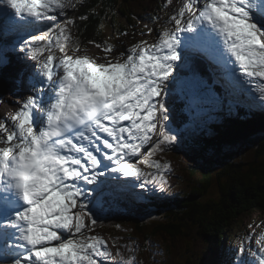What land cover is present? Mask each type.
<instances>
[{
	"label": "snow or ice",
	"instance_id": "snow-or-ice-1",
	"mask_svg": "<svg viewBox=\"0 0 264 264\" xmlns=\"http://www.w3.org/2000/svg\"><path fill=\"white\" fill-rule=\"evenodd\" d=\"M75 7L0 0V69L10 54L32 62L14 78L31 95L0 122V264H135L89 233L116 201L167 192L171 166L151 158L186 143L170 92L187 101L189 126L225 102L264 109V0H184L158 43L119 55L105 43L99 62L78 43L77 54L64 50ZM255 243L230 249L224 264H264V234Z\"/></svg>",
	"mask_w": 264,
	"mask_h": 264
},
{
	"label": "trees",
	"instance_id": "trees-1",
	"mask_svg": "<svg viewBox=\"0 0 264 264\" xmlns=\"http://www.w3.org/2000/svg\"><path fill=\"white\" fill-rule=\"evenodd\" d=\"M140 2L146 5L152 0H81L72 11L75 18L80 17V20H76L74 24L75 31L78 33L68 51L75 52L77 43L80 49H86L87 43L95 37L97 28L107 29L110 38L113 37V33L124 36L122 33L128 28L124 26L122 19L126 18L133 25L136 18H132V15L139 17L137 12ZM81 17L86 18L81 19ZM82 35L86 36L87 41ZM13 64L14 61L11 62L9 70L15 77L18 72L17 68L16 70L12 69ZM5 80L7 81L6 85ZM12 85L10 76L7 74L5 78L0 76L1 99L4 94L11 93ZM246 121L247 119L241 113L239 119L235 121L234 127L224 128L221 131L223 143L228 144L229 148L218 142L215 145L209 143L196 152L193 162L191 156H188L186 160L185 156H180L179 153L169 154L171 158L180 156L181 159H184V174L182 173L181 160L177 159L175 161L181 168L180 175L178 172H173L176 183L183 189H180L175 200L168 203L170 206L164 213L158 211L160 223L142 221V226L137 227V230L141 232H138L139 235L148 232L147 236L160 233L163 237L165 234L171 236V233L178 232L179 242L193 241L192 248L187 249L186 252H193L194 255L190 259L182 261L181 264H213V258H215L213 253L216 251V247H213L215 246L214 239L219 238V235L223 233L226 236V230L230 229L236 219L256 211L264 213V120H261L263 124L260 126L246 123ZM215 124L217 127V122ZM253 144H256L255 147L259 146L258 152L253 160L247 161L241 157L240 150ZM141 201L144 203V198ZM108 217L105 218L107 219L106 224L115 225L118 222L115 218L108 219ZM102 224L105 225L102 221L92 227L97 229L100 226L104 231L105 227ZM109 227L111 228V226ZM176 229L178 231H175ZM186 230L194 231L198 237H194L190 233L186 237ZM214 235L215 238H212ZM196 244L200 246H196ZM204 244H209V246L205 254L203 251L201 254ZM217 244H220V239ZM196 247H199V250ZM213 248L214 250H212Z\"/></svg>",
	"mask_w": 264,
	"mask_h": 264
},
{
	"label": "rangeland",
	"instance_id": "rangeland-1",
	"mask_svg": "<svg viewBox=\"0 0 264 264\" xmlns=\"http://www.w3.org/2000/svg\"><path fill=\"white\" fill-rule=\"evenodd\" d=\"M80 1L81 0H79L78 3ZM155 1L158 2L159 0H155ZM177 1L181 2V3L184 2L181 0H177ZM151 10L153 11V13L161 14V12L163 10V7L161 6V2L158 4L156 3V4L152 5ZM67 17L72 19L73 23L65 25L66 34L72 33V35H73V41L72 42H74L75 37L77 36V33H78L77 31H75L74 24H75L76 20H80V17L75 18L74 12H67ZM64 19H65L64 16H62L61 18H58L59 22H61V23H63ZM167 19L170 21V18H167ZM107 21H109V20L107 19ZM84 22H85V20H84ZM96 30L97 31L95 33V37L93 39H91L89 41V43H87L86 49L83 50L85 52V54L90 56V57L96 58L97 61L99 62L100 58L105 57L107 54L106 52H105V54L102 53L103 52L102 46L107 41L106 44L112 45L114 48V53L116 55H119L115 46L113 44H111V41L114 40V38L108 37L109 31L105 28L104 29L97 28ZM21 35H23V34L21 33ZM24 36H25V38H28L27 34ZM82 36H83L84 40L87 41L86 36H84V35H82ZM97 43L101 44V47L98 48L96 46ZM46 53H45V55H47ZM72 54H77V53H75V52L70 53V55H72ZM10 55L15 60V62L13 64V68H12L13 70H16L17 65L20 66V70H21V67H22V69L28 68L30 66V64L32 63V62H30L28 64L29 61H26L22 55L20 56L19 59H17V55H15V54H10ZM107 56H108V54H107ZM177 71L178 72H184L186 70L177 69ZM8 72L10 74V78L12 79V82L14 85L15 84L14 83L15 77H14L11 70H9ZM15 86L19 89V91L15 94V97L13 98V100H11L12 95L9 98L6 97L7 100L10 101L9 104L6 101V103L4 105L0 106V110L2 108H4V111H3L4 113L0 112V122H5V121L10 120L11 117L6 115L5 112L8 110L10 111V108L12 107L11 105H13V104H15L17 106L20 105L21 97H22L21 93H22L24 88L19 87L16 84H15ZM12 88H11V90H12ZM170 93H172V92H170ZM257 109L261 112L264 111V109H261L259 107H257ZM173 117H174L176 124L179 125L180 127H185L188 129L193 128L192 125L189 126V123L187 121V115L185 113H181V118H179L178 115L173 116ZM262 118H264V116H262ZM218 119H220V117H218ZM212 122H213V126L210 125L208 128H206L204 130L190 131V133H189L190 138H187L186 143H184V144L178 143L177 145H175L174 149H173V153L174 154L179 153V154H181L180 156H183L184 151L186 149H190L189 147L191 146V143H193V142L196 143V140L198 139L199 136H202L203 134L205 135L207 133V131L212 130L213 127L216 128V124H215L216 120L214 119V117H212ZM194 143L192 144L193 147L195 146ZM2 146L3 145H0V147H2ZM263 148H261V149H263ZM258 149H259V147H254L252 149H249L247 152H245V154H243L244 159H246L247 161L253 160L255 158V154L258 152ZM159 154L160 153L157 152L154 156L159 155ZM195 154H196V152L193 149H190L186 152V155L191 156L192 162L194 161ZM173 159L174 160L177 159L178 161L181 160L180 162L182 164V173L184 174V171H185L184 159H181V158H173ZM186 160H187V158H186ZM199 163H200V159H199ZM202 163H203V161L201 162V165H202ZM139 167H141L145 172H147V168L144 167L143 164H140ZM177 167H179V165H177ZM184 176L186 177V174ZM165 180L167 181V186L170 185V189L172 191H174L176 189V185H177L175 177L172 178L168 175H165ZM187 188H188V190H190V188L188 186H187ZM179 189H183V187L179 186ZM150 205L151 204L148 202L141 203V201H135L134 204L121 201L114 208L115 214L107 213V217L109 215V217H108L109 219L115 218L116 220H118V222L115 225L114 224L108 225L105 223V221H107V219H104L103 222L105 225H103V224L102 225L105 227V230L103 231L102 227H100V226L97 227V229H100L104 233V236H101L98 232H95V233L93 232V233H91V235H98V236L102 237L106 241L107 246L109 248L116 245V244H119V243L123 244L127 247H133L136 243L153 242L156 245H160V247L165 250V254L163 255V258L161 260V258H160L161 253H156V254H153L152 256L147 257L143 253L142 248L138 247L137 250L139 253V260L140 261L139 262H138V260L135 261V264H181V262L184 261L185 259H190V257L194 254H193V252L188 253V252H186V250L191 249L194 242L193 241L179 242L180 238H179L178 232L177 233H175V232L171 233V236H168L165 234L163 239L161 238L160 233H158L157 236H155L154 238H149V239L147 236L149 234L148 232H145L143 235L138 234L139 231L137 230V227L142 226L141 222L143 219V217L140 215V213H142V211H139V210L141 208H149ZM161 213H163V212H161ZM175 215H177V214L175 213ZM165 216H167V215H165ZM243 218L245 220H243L244 224H243V227L241 228V230L244 228H253L254 230L250 231V233H249L251 240L246 242V241H243L241 239H238L239 241L236 242L237 246L242 242L251 243L253 249L255 250L256 248L259 247L255 243V241L257 239H259V236L261 234H264V214H261V212L256 211L253 214H247ZM155 221L160 223V221L157 218ZM89 224H90V221H89ZM117 225L119 226L120 229L117 228ZM109 226H111V228ZM235 228H237V227L234 226L233 229H235ZM175 231H178V230L176 229ZM232 231L234 232V230H230V229L228 230L227 229L226 230L227 235L225 237H224L225 233H223L222 237L219 236V238L214 239L215 240V246H213V247H216V250H218V253L221 255L223 260H225V256L227 253L222 254V251H224L225 249L230 250V249L236 248V247H232V244L234 242V237L230 238ZM237 231H239V228H237ZM112 232L115 233L116 236L113 235ZM139 233H141V232H139ZM189 233L192 234L194 237H198L194 231L189 232L188 230L185 231V236L188 237L187 234H189ZM171 237H172V239H171ZM212 238H215V235L212 236ZM219 239H220V244H217V242H219ZM169 240L172 241V243H170ZM141 245L142 244H139V246H141ZM196 246H200V245L196 244ZM208 246H209V244H204L203 249L200 247L201 248V254H202V251L205 254ZM196 249L199 250V247H196ZM212 250H214V248ZM193 251H196V250H193ZM209 256L212 257L211 254H209ZM221 264H224V262H222Z\"/></svg>",
	"mask_w": 264,
	"mask_h": 264
},
{
	"label": "bare ground",
	"instance_id": "bare-ground-1",
	"mask_svg": "<svg viewBox=\"0 0 264 264\" xmlns=\"http://www.w3.org/2000/svg\"><path fill=\"white\" fill-rule=\"evenodd\" d=\"M41 28H44L43 27V25H41ZM36 34H39V32H36ZM67 52L70 54V53H72L71 51H68L67 50ZM23 59V58H22ZM10 60H11V62H15V60H14V58L10 55ZM184 70H186V69H184ZM187 71V70H186ZM12 95V93H10L9 95H8V97L7 98H9L10 96ZM236 113V112H235ZM236 115H238V112L236 113ZM262 116H264V114L262 115ZM261 120H264V118H262ZM141 202H143V201H141ZM135 203V202H134ZM133 203V204H134ZM139 211H142V208L139 210Z\"/></svg>",
	"mask_w": 264,
	"mask_h": 264
},
{
	"label": "water",
	"instance_id": "water-1",
	"mask_svg": "<svg viewBox=\"0 0 264 264\" xmlns=\"http://www.w3.org/2000/svg\"><path fill=\"white\" fill-rule=\"evenodd\" d=\"M244 152L241 151L240 155L243 154Z\"/></svg>",
	"mask_w": 264,
	"mask_h": 264
}]
</instances>
